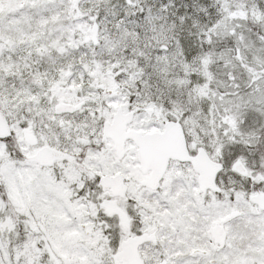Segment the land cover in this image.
Here are the masks:
<instances>
[{"label": "snow or ice", "instance_id": "1", "mask_svg": "<svg viewBox=\"0 0 264 264\" xmlns=\"http://www.w3.org/2000/svg\"><path fill=\"white\" fill-rule=\"evenodd\" d=\"M0 264H264V0H0Z\"/></svg>", "mask_w": 264, "mask_h": 264}]
</instances>
